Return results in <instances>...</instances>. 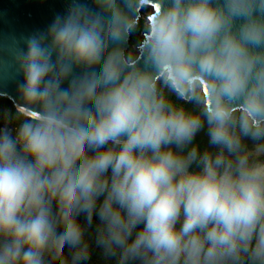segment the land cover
<instances>
[{
  "label": "clouds",
  "instance_id": "clouds-1",
  "mask_svg": "<svg viewBox=\"0 0 264 264\" xmlns=\"http://www.w3.org/2000/svg\"><path fill=\"white\" fill-rule=\"evenodd\" d=\"M95 2L15 53L0 264H68L65 246L85 264L82 213L116 264H264V0ZM205 128L216 151L193 143Z\"/></svg>",
  "mask_w": 264,
  "mask_h": 264
},
{
  "label": "water",
  "instance_id": "water-1",
  "mask_svg": "<svg viewBox=\"0 0 264 264\" xmlns=\"http://www.w3.org/2000/svg\"><path fill=\"white\" fill-rule=\"evenodd\" d=\"M118 3L121 7L124 6L123 0H118ZM75 4L83 5L91 12L100 10L95 0H0V96L10 100L15 108L22 103L18 88L23 82V76L15 62V53L18 50H26L25 41L28 37L46 33L55 18L66 16ZM240 23V20L235 21L237 27ZM128 40L129 36L127 42L121 45L125 51L129 47ZM111 47L113 45L110 43L109 49ZM139 66L144 67L142 59ZM100 67V65L94 66L93 69L74 67L61 87L68 88L73 78L82 76L86 71L98 72Z\"/></svg>",
  "mask_w": 264,
  "mask_h": 264
},
{
  "label": "trees",
  "instance_id": "trees-1",
  "mask_svg": "<svg viewBox=\"0 0 264 264\" xmlns=\"http://www.w3.org/2000/svg\"><path fill=\"white\" fill-rule=\"evenodd\" d=\"M142 32H143V29L141 25V27L137 31L129 35V40H128L129 47L125 51L126 53L128 51H132L136 53L133 47L138 45V43H140L142 39L141 38ZM169 99H171L173 103L183 106L186 110L192 111L195 108L194 104L186 103L182 100H178L174 95L169 94ZM5 111L11 114H14L16 111V108L12 105V103L8 99L0 97V128H3L5 126V121L3 118ZM11 126L12 125H9V127ZM245 142L249 146H251V143H252L251 141H245ZM193 143L194 145L198 147L199 151L201 152H203L205 149L209 151L217 150L209 144V138L207 136L206 128L201 130L199 133H197ZM108 175H110V170H109ZM102 199L103 197L99 198L98 204L102 202ZM77 222L84 229V239L89 245L90 258L87 262H85V264H116L115 258H112V257L105 258L103 254V249L96 244L95 228L97 225L100 224L98 215L96 213L93 214L91 226L88 225L86 216L83 213L77 216ZM64 258L66 261H68V264H71V250L67 246H65V249H64ZM136 264H138V262H136Z\"/></svg>",
  "mask_w": 264,
  "mask_h": 264
},
{
  "label": "rangeland",
  "instance_id": "rangeland-1",
  "mask_svg": "<svg viewBox=\"0 0 264 264\" xmlns=\"http://www.w3.org/2000/svg\"><path fill=\"white\" fill-rule=\"evenodd\" d=\"M142 14H143V13H142ZM141 38H142V39H141V41H142V40H143V32L141 33ZM141 41H140V42H141ZM138 44H139V43H138ZM136 48H137V45L133 47L134 51H135ZM135 52H136V51H135ZM0 97H1V96H0ZM2 98H5V97H2ZM6 99H7V98H6ZM9 101H10V100H9ZM10 102H11V101H10Z\"/></svg>",
  "mask_w": 264,
  "mask_h": 264
},
{
  "label": "bare ground",
  "instance_id": "bare-ground-1",
  "mask_svg": "<svg viewBox=\"0 0 264 264\" xmlns=\"http://www.w3.org/2000/svg\"><path fill=\"white\" fill-rule=\"evenodd\" d=\"M17 107V106H16Z\"/></svg>",
  "mask_w": 264,
  "mask_h": 264
}]
</instances>
